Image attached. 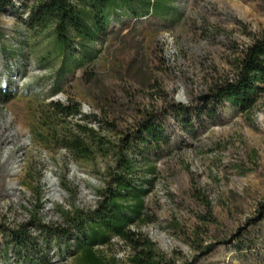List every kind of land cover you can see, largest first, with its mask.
<instances>
[{
  "label": "rangeland",
  "instance_id": "374dc122",
  "mask_svg": "<svg viewBox=\"0 0 264 264\" xmlns=\"http://www.w3.org/2000/svg\"><path fill=\"white\" fill-rule=\"evenodd\" d=\"M161 1L171 13L156 14L157 0L153 14L114 18L92 61L63 77L61 59L49 55L52 33L34 36L17 13L0 14V231L30 224L42 264H79L78 232L63 211L96 209L115 160L113 152L77 160L39 143L38 111L52 101L80 104L86 118L76 119L109 145L122 144L147 118L164 126L168 143L137 156L139 177L153 184L146 198L152 220L132 231L176 264H264V92L251 110L225 103L214 122L204 117L201 125L187 126L171 111L173 103L207 106L210 89L234 77L242 50L264 32V0ZM34 214L65 232L47 235L32 224ZM3 242L0 234V264H21L13 252L5 256ZM97 252L117 264H131L134 255L117 237Z\"/></svg>",
  "mask_w": 264,
  "mask_h": 264
},
{
  "label": "trees",
  "instance_id": "16d2710c",
  "mask_svg": "<svg viewBox=\"0 0 264 264\" xmlns=\"http://www.w3.org/2000/svg\"><path fill=\"white\" fill-rule=\"evenodd\" d=\"M156 3L157 0H0V14L17 13L34 36L51 32L53 48L49 55L61 59L58 74L63 77L92 61L93 46L108 32L115 19L130 11L136 15L153 14L152 6ZM172 10L160 0L156 14L166 16ZM238 60L234 77L210 89L207 106L173 103V114L191 126L193 120L203 124L204 117L214 122L225 103L239 112L251 110L264 92V32L253 38ZM13 98L12 94L7 95L4 102ZM79 116L85 117L80 104L52 101L39 108L34 127L39 143L48 148L65 149L77 160H91L96 154H115L114 165L106 173L105 187L99 193L98 207L87 211L75 209L73 213L63 211L68 225L78 232L73 252L78 255L79 264H117L115 258L107 260L97 252L100 246H108L113 237L132 246L131 264H176L175 259L162 252L149 237L131 229L152 220L146 216V198L153 184L152 180L139 177L143 168L137 156L155 153L160 144L168 143L164 126L147 118L136 134L126 135L122 144L116 146L109 145L88 123L76 119ZM144 160L149 161L148 157ZM147 171L153 173L155 168ZM28 179L33 183L31 172ZM61 183L68 189L65 181ZM33 191L37 193L39 210L43 206L44 192L41 186ZM33 218L32 224L49 236L65 232L64 228L37 219L35 214ZM29 225L0 231L5 256L13 252L21 264H42L43 251L29 232Z\"/></svg>",
  "mask_w": 264,
  "mask_h": 264
}]
</instances>
